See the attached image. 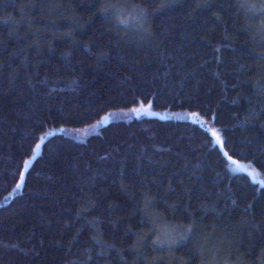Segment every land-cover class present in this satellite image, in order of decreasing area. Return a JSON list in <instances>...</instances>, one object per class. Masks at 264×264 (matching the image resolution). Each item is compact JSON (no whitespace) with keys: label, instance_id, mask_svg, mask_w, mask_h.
<instances>
[{"label":"trees","instance_id":"16d2710c","mask_svg":"<svg viewBox=\"0 0 264 264\" xmlns=\"http://www.w3.org/2000/svg\"><path fill=\"white\" fill-rule=\"evenodd\" d=\"M144 102L223 149L151 115L41 140ZM262 182L264 0H0V264H264Z\"/></svg>","mask_w":264,"mask_h":264},{"label":"rangeland","instance_id":"374dc122","mask_svg":"<svg viewBox=\"0 0 264 264\" xmlns=\"http://www.w3.org/2000/svg\"><path fill=\"white\" fill-rule=\"evenodd\" d=\"M132 109H141V111L133 112ZM191 114H193V113L189 114V113H183V112H179V111L178 112H172L169 110H167V111L166 110H160V109H157L156 107H154L151 103H145L144 102L142 104L134 106L131 109H122V110L110 111V112L104 114V116L100 117V119L89 124V126L77 127V128L70 127V126H57L55 128L48 130L46 132L47 135L44 134L43 139L50 136V135L55 134L56 132H59V133H64L65 135L67 134L69 136H72L75 139L83 140V139L87 138L90 134L97 132L100 129V126L107 124L111 121H115V120H122V119L130 120V119H133V117H139V116H145V115H151V116H155V117L158 116L161 118L169 117V118H176V119L182 118V119L190 120ZM105 117H107L106 120H105ZM191 120H193V119H191ZM193 121H196L200 124L202 123L204 126H206L208 128V130L212 129L208 123L204 122L199 117L197 120H193ZM212 130H214V129H212ZM41 143L42 142L39 143V145H40L39 150H37L35 148V150L33 151L34 153H33L32 157L28 160L29 162H31L32 159H34V157L40 153L39 151L41 149ZM21 189H22V186L18 189L15 188L12 191V193L6 197V201L10 200L11 197L13 196V194L20 192Z\"/></svg>","mask_w":264,"mask_h":264},{"label":"snow or ice","instance_id":"6c2138e0","mask_svg":"<svg viewBox=\"0 0 264 264\" xmlns=\"http://www.w3.org/2000/svg\"><path fill=\"white\" fill-rule=\"evenodd\" d=\"M132 111L133 112H139V111H141V109H132ZM190 118L193 119V120H197L198 119L196 113L191 114V117ZM106 119H107V117H105V120ZM209 131H210L211 136H212L213 140L215 141V143L219 144L221 146V149H223L224 142L221 140V136H220L219 132L218 131H215V130H212V129H209ZM45 135H47V133H45ZM41 140H43V137H41ZM39 148H40V145L37 144L36 145V149L39 150ZM223 155H224V157L227 158V160H228V162H229L230 165H234L236 168H241L242 167V165H240L237 161L232 160V158L228 155L227 152H224ZM29 163H30L29 161H25L24 162V165L23 166H24L25 171H27V168L29 166ZM24 179H25V173L24 172H21L20 173V183H18L16 185V188L17 189L22 186V184L24 183ZM262 183H264V182H262Z\"/></svg>","mask_w":264,"mask_h":264}]
</instances>
